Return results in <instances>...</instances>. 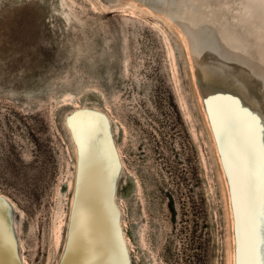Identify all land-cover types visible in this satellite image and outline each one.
<instances>
[{"label":"rangeland","instance_id":"1","mask_svg":"<svg viewBox=\"0 0 264 264\" xmlns=\"http://www.w3.org/2000/svg\"><path fill=\"white\" fill-rule=\"evenodd\" d=\"M241 1L205 0L199 13L264 48V24L244 26L255 8ZM104 2L0 0V219L15 261L71 257L82 159L69 119L89 115L88 161L108 132L119 167L125 264H240L229 163L188 40L158 9L165 0ZM229 62L257 65L233 50Z\"/></svg>","mask_w":264,"mask_h":264},{"label":"bare ground","instance_id":"2","mask_svg":"<svg viewBox=\"0 0 264 264\" xmlns=\"http://www.w3.org/2000/svg\"><path fill=\"white\" fill-rule=\"evenodd\" d=\"M107 1V5L116 7L130 0ZM240 3L244 9L255 8L252 19H243L244 26L264 24V0H243ZM201 6L211 10L205 0H165V9H158L182 31L195 58L209 110L214 114L221 150L225 162L229 163L227 170L238 215L240 255L243 252L240 264H249V257L264 249V218L261 217L264 114L257 115L258 110L264 112V48L259 47L248 31L230 34L228 20L223 21L218 15L213 14L207 21L205 12L199 13ZM211 20L220 26L218 35L210 32ZM261 36L264 38V31ZM231 50L242 59L256 61L257 69L229 62ZM222 61L230 64L220 69L222 66H218ZM249 99L254 101L257 109L251 106ZM94 120L87 115L85 124L80 127L74 116L69 119L80 141L82 172L70 236L71 241H76L70 243L71 257L68 256L66 264H125L118 212L112 200L114 176L119 167L108 132L101 140L97 163L92 165L88 161L90 155L86 141L91 135V125H97ZM101 173L102 188L87 190L98 182L95 176ZM6 232V225L0 219V264H17Z\"/></svg>","mask_w":264,"mask_h":264},{"label":"snow or ice","instance_id":"3","mask_svg":"<svg viewBox=\"0 0 264 264\" xmlns=\"http://www.w3.org/2000/svg\"><path fill=\"white\" fill-rule=\"evenodd\" d=\"M262 166H264V152H262ZM262 188H264V174H262ZM261 217L264 218V192L261 196ZM262 244H264V241H262ZM241 258L243 259V252ZM249 264H264V249H261L258 253L254 252L249 257Z\"/></svg>","mask_w":264,"mask_h":264},{"label":"water","instance_id":"4","mask_svg":"<svg viewBox=\"0 0 264 264\" xmlns=\"http://www.w3.org/2000/svg\"><path fill=\"white\" fill-rule=\"evenodd\" d=\"M115 194V193H114ZM119 211V210H118Z\"/></svg>","mask_w":264,"mask_h":264}]
</instances>
